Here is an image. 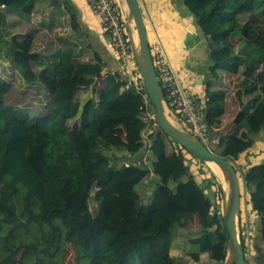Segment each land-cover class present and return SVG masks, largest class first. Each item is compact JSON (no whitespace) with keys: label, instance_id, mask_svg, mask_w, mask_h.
Wrapping results in <instances>:
<instances>
[{"label":"trees","instance_id":"16d2710c","mask_svg":"<svg viewBox=\"0 0 264 264\" xmlns=\"http://www.w3.org/2000/svg\"><path fill=\"white\" fill-rule=\"evenodd\" d=\"M42 4L61 13L68 11L72 28L80 32L79 13L68 0H1L0 7L27 17ZM183 4L208 40L215 80L221 74L248 73L264 62V54L253 51L260 44L257 39L242 38L239 53L232 42L237 37L235 22L240 31L246 23L264 22V0H183ZM9 27L7 15L0 12V52L11 59L26 85L42 84L52 102L44 115L32 116L7 103L12 86L0 76V232L6 242L0 264H28L19 259V246L12 243L19 231L16 226L23 221L25 227L36 226L41 232L40 249L32 253L52 255L68 233L89 264H199L204 254L224 264L227 240L221 183L215 175L209 180L221 195L215 203L186 165L188 152L179 146L169 152L174 143L155 119L149 141L145 140L150 125L145 106L150 99L141 78L133 82L120 71L109 72L98 100L89 99L81 106L79 90L95 85L108 71L98 52V40L86 33L87 40L68 42L45 56L34 51L32 35L17 34ZM80 49L91 50L92 61H79ZM214 85L206 88L208 136L211 140L219 138V156L234 164L253 147L254 138L264 133V82L257 90L255 108L223 136L231 96ZM236 95L242 107L243 96ZM114 127L127 129L129 141L105 136ZM113 148L128 156L118 169H113L108 155ZM143 150L153 156V169L162 182L148 202H123L121 196L135 191L150 175L144 161L137 158ZM185 177L187 181L181 182L176 192L168 185L170 179L181 181ZM242 177L250 192V209L262 224L260 240L264 247V162L243 172ZM94 188L100 200L96 218L89 206ZM17 196L21 197L19 208ZM195 217L201 232L188 241L191 260L178 261L171 255L175 227ZM241 241L246 253L244 237Z\"/></svg>","mask_w":264,"mask_h":264},{"label":"rangeland","instance_id":"374dc122","mask_svg":"<svg viewBox=\"0 0 264 264\" xmlns=\"http://www.w3.org/2000/svg\"><path fill=\"white\" fill-rule=\"evenodd\" d=\"M117 2L119 3V0H117ZM194 20L195 22H197L196 18ZM30 22L33 27H31L29 30H32V32L23 33L20 30L21 28H16V32H18L17 34L21 35H32L35 38L34 51L45 56L59 51L68 42H83L87 40L86 31L81 29L80 32H75L72 28L71 18L68 11L61 13L57 8H55L54 6H49L48 4H42L41 6H39L33 18H31ZM235 28L237 39H232V42L238 53L240 52L242 46L241 40L242 38H244L247 40L257 39L260 44L257 45L253 49V51L258 54H264V22H258L256 24L246 23L241 31L238 27V24L235 22ZM92 59L93 57L91 50L80 49L78 51L79 61L88 62L92 61ZM114 59L116 60V64H118V67L116 69H111L109 71L105 70L102 75L103 77L98 79L95 85L88 88H81L79 90L77 94V101L81 106H83L89 99L98 100V92L101 90L103 82L109 75V72L116 73L120 71L123 75L129 77L133 82H136L138 80V71L135 70V64L133 60L128 63H125L123 60H118L115 55ZM33 67L36 72H39L40 68L38 67V65L34 64ZM0 76L10 82L12 86L10 93L7 95V103L12 104L13 106H17L23 111H27L32 116L44 115L49 110L52 98L49 96L43 85L40 83L31 86L26 85L17 73L11 59L4 52H0ZM218 82L219 87L229 92L231 96L229 100L228 112L225 117L226 121L221 131V135L223 136V134H228L235 126H237L243 120V118L249 112H251L255 108L259 98V92L257 90L264 82V62L258 67L250 70V72L248 73L243 70L241 71L240 75L229 74L222 77ZM238 93L243 96L244 105L242 107L239 105L238 102V98L236 95ZM145 112L147 114V117L145 119L147 122H149L150 125L148 127L149 131L145 132L144 137L146 141H149L150 134L155 128L154 124H152L153 120L155 119V110L149 101H146ZM170 112L172 113V120L175 121V124L182 130L191 133V130L187 126H185L181 120L179 121L177 119L178 116L171 110ZM74 123L75 121L72 122V125ZM130 135L131 133L127 129H123L120 127H114L105 132V136L110 137L115 141L121 139L123 141L128 142ZM260 138L262 137H257V139ZM258 142L264 143V141L261 140H259ZM176 146L177 145L174 144V146L170 147L169 152L171 153L172 149H174ZM206 146L214 154L219 155L221 151V148L219 147V138L216 137L214 140H211L209 138V141L206 143ZM261 153V158H258L256 160L264 159V150H262ZM125 154V152L117 148H113L112 151L108 153V155L112 159L113 169L120 168L125 163L124 161H127L128 156H126ZM137 155L139 156L137 158L141 159L142 162L144 161V165L149 168L150 175L144 183L140 184L135 189V191L121 196V201L126 203H134L138 199H143L144 201L148 202L155 188L160 184V182H162V178L157 175L155 170L153 169L154 158L151 153L143 150L142 152L137 153ZM249 157L251 156L241 155L240 158L234 162V166L237 169L239 179L241 181L242 191L243 217H241V223L239 224V237L241 240L244 235V222L248 219L250 215L252 219V228L250 231V237L245 239L246 254L249 262H251L252 264H258L256 258H253L254 254L255 256L258 255V252L253 249L254 239L256 236V224L254 218L255 215L253 214V210L250 209L251 206L249 204V201H247V198L249 199L250 194L245 188V184L243 182L242 177L243 169L249 167V165H252V163L249 161ZM259 163L256 162V164ZM186 165L189 166L191 173L196 178V181L205 189L206 194L216 203V201L219 200V197L221 195L219 193L218 187L213 184H210L209 182L213 175L217 177V175L213 172L210 166L198 160L197 158L195 159L194 157H192V155L188 153L186 154ZM217 179L219 180L218 177ZM185 181H187L186 177L183 178L181 181H175L174 179H170L168 181V185L173 189L174 192H176L179 188L180 183ZM219 182L221 183L220 180ZM96 194L97 189L94 188V190L91 192L89 200L90 210L95 218L98 214V209L100 205V200L96 198ZM221 198L223 199V195L221 196ZM20 201L21 197L17 196L15 198V204L17 205V208L20 207ZM23 223L24 221L20 222L16 226L19 231L17 232L16 239L12 241V243H16L19 246V259L24 258V260L28 262V264L88 263V261L86 263L81 258V255L76 250L72 237L68 233H65L61 240L59 249L54 251L52 255L48 256L43 254V256L40 253L30 252L35 248H38L37 250L39 251L41 246V232L38 227H25ZM200 232L201 229L199 227V223L196 217L184 225L176 226L174 230L172 256L178 261L185 260L186 262H188V259L191 260V258H188V254L190 253L188 249L191 248V246L188 245V241L190 240V238L196 237ZM0 237V254L4 255L6 253V242L3 238V231L0 232ZM202 258L203 259L199 264H221L219 262L213 261L208 254H205ZM258 261H261V263L259 264H264L263 258Z\"/></svg>","mask_w":264,"mask_h":264},{"label":"crops","instance_id":"0c3cea01","mask_svg":"<svg viewBox=\"0 0 264 264\" xmlns=\"http://www.w3.org/2000/svg\"><path fill=\"white\" fill-rule=\"evenodd\" d=\"M68 1L78 11L82 29L98 40V52L101 53V56L106 61L108 71L116 69L118 64H116V60L114 59L108 37L100 29L99 20L93 15L83 0ZM139 1L151 50L153 52L156 46H158L159 50L168 60L169 65L172 67L181 85L203 98H206V88L209 84L214 83L215 88H220L218 81L228 74H221L218 80L214 79L212 74L213 63L210 58L208 40L202 33L198 23L195 22L193 15L184 6L183 0ZM0 12L7 15L10 26L9 30L11 29L12 32L18 33L16 32V28H21L20 30L23 33L32 32V30H29L33 27L30 20L35 13L32 16H20L2 7H0ZM257 137L262 138L257 139ZM257 137L254 138L255 143L253 147L243 154L245 156H251L249 157V161L252 163V165L243 169V172L254 165H258L256 162L259 163L261 161L259 164L264 162V159L256 160L261 158L260 154L264 150V143L258 142L259 140L264 141V133ZM248 193L250 194L249 191ZM247 201H249L248 198ZM254 215L256 236L253 249L258 252V255L255 256L254 254L253 258H256L259 264L261 261L258 260L264 257V247L257 234L259 217L256 214ZM204 255L201 256V261Z\"/></svg>","mask_w":264,"mask_h":264},{"label":"water","instance_id":"95a60500","mask_svg":"<svg viewBox=\"0 0 264 264\" xmlns=\"http://www.w3.org/2000/svg\"><path fill=\"white\" fill-rule=\"evenodd\" d=\"M126 2L130 9L131 17L136 21L139 38V48H136L133 35L126 22L132 51L140 78L155 110V120L158 126L175 145L185 149L206 164L218 165L227 175L228 190L225 189L224 184H221L223 191L222 214L227 240V257L224 264H252L246 256L239 237V224L242 217V191L237 169L230 160L214 154L198 137L182 130L173 123L172 113L169 110L165 94L157 77L140 1L126 0ZM261 230L262 224L259 221L257 225L259 239ZM229 253H232L231 258Z\"/></svg>","mask_w":264,"mask_h":264},{"label":"built area","instance_id":"2783aa9c","mask_svg":"<svg viewBox=\"0 0 264 264\" xmlns=\"http://www.w3.org/2000/svg\"><path fill=\"white\" fill-rule=\"evenodd\" d=\"M83 1L90 8L93 15L99 20L100 29L102 33L108 37L110 48L116 58L118 60H123L125 63L133 60L135 70L138 71L129 44L126 18L121 5H119L117 0ZM2 8H5V6H2ZM152 58L158 80L164 94H166L165 98L167 104L179 117V121L181 120L196 137L206 144L209 141L205 114L206 98L192 93L181 85L172 67L169 65L168 60L159 50L158 46L153 50ZM138 77L140 78L139 71ZM251 228L252 219L249 215L243 225L244 239L250 237Z\"/></svg>","mask_w":264,"mask_h":264},{"label":"bare ground","instance_id":"6f19581e","mask_svg":"<svg viewBox=\"0 0 264 264\" xmlns=\"http://www.w3.org/2000/svg\"><path fill=\"white\" fill-rule=\"evenodd\" d=\"M119 4L123 8L128 28L131 31L133 38H134L135 46L136 48H139V38H138V32H137V27H136V21L133 17H131L130 9L128 7L126 0H119ZM167 115H168V111H167ZM173 123L175 124V121H173ZM208 165L213 170V172L217 175L221 183L224 184L225 189L228 190V186H227L228 180H227L226 173L216 164H208ZM229 257L230 258L232 257V253H229Z\"/></svg>","mask_w":264,"mask_h":264}]
</instances>
